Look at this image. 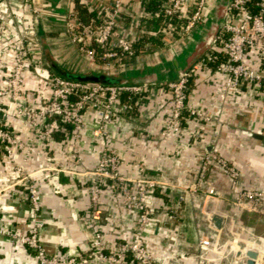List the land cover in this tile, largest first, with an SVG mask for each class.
Instances as JSON below:
<instances>
[{"label": "crops", "instance_id": "1", "mask_svg": "<svg viewBox=\"0 0 264 264\" xmlns=\"http://www.w3.org/2000/svg\"><path fill=\"white\" fill-rule=\"evenodd\" d=\"M95 1H0V52L3 47L16 43L22 31L37 39L29 44L31 59L24 71L28 104H43L50 92L44 78L51 71L58 72L56 67L92 68L72 41L63 15L74 6L85 21L99 22ZM170 1H133L120 25L131 33L138 57L133 61L114 62L111 66L102 65L100 60L93 65L95 72H110L128 79L125 83L152 85L141 94L121 93L119 116L105 122L112 137L110 143L118 153L121 173L154 176L170 183L167 190L153 192L151 203L155 213L146 231L149 248L159 257L165 255L160 264H249L248 256L244 251L239 252L235 241L264 255V198L256 206L250 199L243 205L235 204L232 180L217 161L210 164L203 182H198L197 176L205 152L214 151L239 170V188L264 190L263 91L244 82L239 90L230 92L221 108L218 92L225 77L215 63L201 67L193 77L188 102L204 108L214 119L198 120L185 114L182 129L165 135L163 131L172 115V103L163 85L210 49L212 37L224 21L228 2L208 0L202 20L184 34L194 5L189 9L185 7L175 17L173 30L169 31L163 17L155 13ZM24 12L26 21L21 26L17 18ZM217 50L223 54L221 47ZM3 61L8 71L13 65L14 53L9 52ZM248 62L257 65L258 58L250 56ZM0 114L20 137L33 138L31 127L23 124L14 103L6 100ZM85 119L78 144L79 161L69 149L73 130L67 125L53 137H36V146L25 163L26 169L34 172L42 193L47 213L43 242L51 253L77 254L92 245L90 185L104 138L96 132L101 122L96 108L90 107ZM17 162H22L21 154ZM18 179L10 161L0 159V219L19 232H27L31 224L28 192L25 182L16 183ZM211 185L220 191L221 198L207 194ZM174 203L179 205L178 219L169 210ZM99 206L102 227L111 245L129 239L137 219L136 211L125 208L121 195L108 185L102 189ZM214 213L224 216L220 229L212 226L210 216ZM203 238L209 239L210 244H203ZM0 264H37V259L30 247L0 235ZM257 264L264 261L260 258Z\"/></svg>", "mask_w": 264, "mask_h": 264}, {"label": "built area", "instance_id": "2", "mask_svg": "<svg viewBox=\"0 0 264 264\" xmlns=\"http://www.w3.org/2000/svg\"><path fill=\"white\" fill-rule=\"evenodd\" d=\"M133 1L137 0H96L99 22L85 21L78 15L74 6L63 15L67 19L72 41L77 44L79 51L89 63L98 64L99 60L103 59L102 65L111 66L114 62L133 61L138 57V49L134 45L131 33L120 25V20L131 10ZM207 4L208 0H171L155 14L163 17L164 26L171 31L175 17L179 16L185 7L189 9L194 5L184 29V34H187L202 20ZM17 21L19 25H25L26 13L20 14ZM30 42H37L36 37L22 31L16 43L1 49L0 108L6 100L14 103L17 112L23 117V124L31 127L33 138L25 140L20 137L9 126L7 119L0 114V159L7 158L10 161L12 170L19 176L16 183H26L31 224L27 232H19L0 219V235H7L12 241L30 247L36 255L37 264H160L159 256L147 244L146 231L155 213L151 196L157 189L167 190L170 183L154 176H130L121 173L119 156L111 146L112 137L105 123L119 116L118 99L122 92L137 95L152 85L145 82L118 84L87 82L51 71L44 78L45 84L50 88L49 94L45 96L43 104L32 106L28 104L29 96L24 86V71L31 59ZM220 47L223 49L222 55L217 50ZM9 52L14 53V62L6 71L3 58ZM250 56L258 58L257 65L248 62ZM212 63L216 64L225 77L224 85L218 92V103L221 108L225 106L230 92L239 90L244 82L262 88L264 99V0H228L224 21L213 35L210 49L193 65L184 69L178 77L163 85L172 103V115L163 131L165 135L170 131L182 129L185 114L198 120L214 119L204 108L188 102L196 71L201 67H209ZM90 107L96 108L100 116L101 122L96 127V132L104 138L98 160L92 170L93 179L90 185L89 223L93 232L92 245L88 250L77 254L51 253L43 242L47 213L42 202V193L34 179V172L28 171L25 163L36 146V137H53L67 125H71L73 130L69 149L73 157L79 161L81 155L78 144L86 125L85 112ZM20 154L22 162H17V156ZM213 161L220 163L223 171L230 176L232 188L236 192L235 204L243 205L246 199H250L256 206L264 198V190L239 188V170L214 151H206L203 155L197 176L198 182L205 180ZM105 185L121 195L125 208L135 210L137 213L131 237L120 240L114 246L107 239L102 227L99 205ZM207 194L218 198L222 196L214 185L207 189ZM169 210L172 216L178 219L179 205L174 203ZM201 242L210 244L207 238L201 239Z\"/></svg>", "mask_w": 264, "mask_h": 264}, {"label": "water", "instance_id": "3", "mask_svg": "<svg viewBox=\"0 0 264 264\" xmlns=\"http://www.w3.org/2000/svg\"><path fill=\"white\" fill-rule=\"evenodd\" d=\"M213 38V37H212ZM211 41V40H210ZM58 73L77 80L87 81V82H99V83H109V84H118V83H124L127 82L128 79H125L123 77H119L115 74H112L110 72H93V71H73L71 69L65 68V67H56ZM212 226L215 228L220 229L223 226L224 223V216L219 213H214L210 216ZM235 243L239 247V252L244 251L246 255L248 256V263L249 264H257L258 258H260L259 251L249 248L246 245H244L242 242L236 240ZM160 261H163L165 258V255H161ZM261 259L264 261V255L261 256ZM172 260V259H171ZM170 262L172 263V261Z\"/></svg>", "mask_w": 264, "mask_h": 264}, {"label": "rangeland", "instance_id": "4", "mask_svg": "<svg viewBox=\"0 0 264 264\" xmlns=\"http://www.w3.org/2000/svg\"><path fill=\"white\" fill-rule=\"evenodd\" d=\"M101 60V62L103 61V59H100ZM85 61L88 63V65H90V67H92V68H87V69H84V70H75V69H71V70H75V71H83V72H87V71H93V72H95V71H97V69H93V65L91 64V63H89L88 61H87V59L85 58Z\"/></svg>", "mask_w": 264, "mask_h": 264}, {"label": "bare ground", "instance_id": "5", "mask_svg": "<svg viewBox=\"0 0 264 264\" xmlns=\"http://www.w3.org/2000/svg\"><path fill=\"white\" fill-rule=\"evenodd\" d=\"M260 258H261V256H260ZM260 258H258V260H259Z\"/></svg>", "mask_w": 264, "mask_h": 264}]
</instances>
